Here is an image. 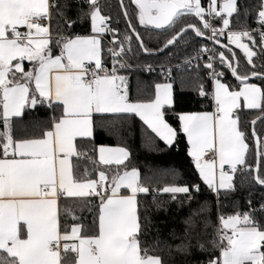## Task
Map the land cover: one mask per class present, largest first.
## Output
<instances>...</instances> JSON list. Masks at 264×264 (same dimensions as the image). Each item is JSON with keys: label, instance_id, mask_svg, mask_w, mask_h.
Returning a JSON list of instances; mask_svg holds the SVG:
<instances>
[{"label": "snow or ice", "instance_id": "1", "mask_svg": "<svg viewBox=\"0 0 264 264\" xmlns=\"http://www.w3.org/2000/svg\"><path fill=\"white\" fill-rule=\"evenodd\" d=\"M244 2V17L254 11L258 26L250 29L244 24L240 30L233 31L230 18L239 17L242 0H209L207 9L201 0H128V3L119 0L131 32H126L123 40L113 36L110 43L114 47L108 51L114 66L109 69L103 62L98 36L117 30L108 26L110 17L101 14L100 0H63V3L61 0H0V264H165L163 256L153 255L143 246L141 237L151 222L139 212L138 195L153 189L142 183L137 169L126 170L129 151L124 147L101 146L93 149V155L78 146V138L86 141L93 136L97 115L111 114L114 126L124 115L135 114L169 148L179 133H183L195 170L217 198L222 191L227 195L236 190L237 173L264 188V136L255 128L258 121L264 122V86L248 82L250 78L264 82V72L257 71L253 61L264 53V0H256L251 8ZM129 4L138 10L140 25L173 31L159 51L174 46L189 31L214 43H219L218 37L227 32L228 43L240 48L252 65L250 75L247 72L241 75L220 53L221 63H226L243 87L239 91L230 90L219 79L224 75L222 72H210L215 86L212 97L215 111L176 114L179 130L165 119V109L174 108L171 83L157 84L155 97L148 102H131L127 78L118 74L128 65L120 58L126 50H131L133 37L145 53L152 50L145 46L136 30ZM84 5L87 11L81 16L90 21L93 35L59 34L55 43L60 54L53 55L50 47L53 13H58L71 28L76 21L68 18V11ZM188 16L198 19L199 25L182 19ZM216 18L223 25L219 29L211 23ZM207 31L212 35L208 36ZM245 38L251 47L242 42ZM125 44L129 45L128 49ZM256 48L259 51L253 50ZM200 51L213 50L203 46ZM213 59L208 57L206 68H214ZM24 61L33 67L25 71ZM93 64L94 67H89ZM146 70L151 71V66ZM199 94L208 95L203 86ZM38 104L59 109L60 115L52 118L51 126L42 135L16 139L13 118L21 117L27 107ZM241 109L259 110L250 121L254 164L248 161L253 146L246 142L249 136L240 127ZM82 161L87 164L83 173L78 174ZM122 168L125 170L121 171ZM93 172L98 173V179L92 178ZM121 188L129 194L121 195ZM156 191L171 194L174 201L183 194L191 202L193 191L199 192L200 186L166 184ZM95 197H99V204L94 234L84 235L80 223H73L70 231H62L61 200H78L87 205ZM248 204V212L219 214L215 226L206 215V206L191 209L183 222L184 230L171 234L175 247L166 246L170 252L186 254L193 240H199L214 227L210 243L219 255L210 256L207 264H264V224L253 215L264 213V203L259 208H252L251 200ZM64 213L73 221L80 219L69 207ZM199 248L205 251L203 244ZM69 254H74L75 259H69Z\"/></svg>", "mask_w": 264, "mask_h": 264}, {"label": "trees", "instance_id": "2", "mask_svg": "<svg viewBox=\"0 0 264 264\" xmlns=\"http://www.w3.org/2000/svg\"><path fill=\"white\" fill-rule=\"evenodd\" d=\"M63 3V0H61ZM128 3V0H125ZM204 5L205 0H201ZM256 0H246L248 7H253ZM101 14L110 17L107 22L110 28L117 30L113 36L123 40L126 32H131L128 28V21L123 16V10L120 7L119 0H100ZM245 2L242 0L241 12L239 17L235 15L231 19V30L238 31L241 26L246 24L248 28H256L255 12L245 18L243 9ZM129 13L132 17V22L135 24L136 30L143 38L145 46L152 50V52L145 53L139 48L138 42L133 37L131 43V50L125 51V58L134 69H125L119 72V75L125 76L126 87L128 91L129 100L132 102H148L154 98V90L156 84L160 82H168L173 86V100L174 108L165 109L166 121L175 129L179 130L178 113L183 112H202L210 111L212 109L211 81L208 75V68L206 63H201L197 68L187 70L185 68L173 69L170 77H166L165 72H152L141 69L142 67L167 66L177 62L186 60L196 54H199L201 47L208 46L209 42L206 38L195 37L189 31L181 39L177 41L174 46H170L164 51L159 52L163 44L170 35L172 30L164 32L148 26H142L138 22L137 9L134 5L129 4ZM87 11V6L73 7L68 11V18L76 21L75 24L69 28L58 13H53L50 26L53 36V42L50 45L53 55L60 54V48L55 43V38L59 34L66 37H74L77 35L91 34L90 21L87 18H82L81 13ZM185 22H195L199 25L198 19L192 16L182 18ZM214 24L221 26L222 22L219 18L214 19ZM201 26V25H200ZM178 30V28L176 29ZM255 35V34H254ZM257 41L259 36L256 35ZM223 43L229 46L226 39ZM248 43L251 47V42L246 38L242 40ZM116 46L119 47L117 44ZM129 45L125 44V49ZM217 59L214 63V71L222 72L224 75L219 79L230 86V89H236L241 83L235 79L231 74V70L226 63H221L220 53L223 52L226 61H230L233 66L237 67L240 74L249 73L252 65L246 61L245 56L235 48L231 51L227 47L216 46ZM102 57L105 63L108 59V52L106 45L102 43ZM259 51L258 48L253 49ZM158 53V54H155ZM234 57V58H233ZM256 70L264 72V53L259 54L253 58ZM23 66L25 71L33 67L29 61H24ZM250 82L256 83L259 86H264V82L259 79L252 78ZM203 86L208 93L207 96L199 97V89ZM34 88V83L32 84ZM0 111L2 107L0 106ZM259 113V110L241 109L238 111L240 118V127L244 130L249 139L246 141L253 146V152L249 154L248 161L250 164L255 163L254 159V142L251 139V123L250 121ZM60 110L54 107L45 105H36L27 107L22 116L13 118V135L16 139L33 138L42 135L46 128L51 126V120L54 116H59ZM113 117L111 114H105V117L97 115L95 117L96 125L94 134L86 141L77 140L78 146L81 150L93 153V149H98L101 145L124 147L129 153V160L126 161L127 169H137L141 174L142 183L146 184L150 189L149 193H141L138 195L139 212L142 217H147L151 222V226L146 228L145 233L141 239L144 247H148L153 255H161L164 258L165 264H207L210 256H218L219 251L211 247V241L214 238V227H210L207 233L199 240L191 242L192 247L186 254H176L174 251L170 252L166 245L175 247V241L172 240L171 234L173 232L180 234L184 230V220L189 215L193 208L201 205L207 208V217L215 226L217 223V216L224 214H234L235 212L250 211L248 201H252V208H259L261 203H264V188L255 185L250 180L246 181L241 173L234 176L235 191L227 195L222 191L219 198L213 193L209 192L207 185H205L198 172L188 156L187 138L183 133H179L175 144L169 148L165 143L159 139L147 127L144 122L135 114L124 115L122 119L118 120L115 125L111 123ZM257 132L264 136V122H257L255 125ZM75 160V158H73ZM86 161L81 162V167L78 174H82ZM91 168L90 165H88ZM125 169H121L123 171ZM111 179V174H109ZM93 179H98V173H92ZM166 184L177 185H193L199 184L200 191H193L194 199L188 202L186 196L179 194L174 201L171 194L156 191V189L164 187ZM99 197L92 199L90 204L84 205L82 201H73L71 199L61 200L60 207V226L61 230L70 231L73 223H80L84 226L83 234L91 236L95 232L94 219L98 213ZM159 204V208L157 207ZM71 208L75 215L80 217L79 220L73 221L68 215H65L64 209ZM83 208V210H81ZM91 209V211H89ZM254 217L264 224V213L255 212ZM203 244L205 251H201L199 245ZM158 245V246H157ZM69 259H75L74 254H69Z\"/></svg>", "mask_w": 264, "mask_h": 264}, {"label": "built area", "instance_id": "3", "mask_svg": "<svg viewBox=\"0 0 264 264\" xmlns=\"http://www.w3.org/2000/svg\"><path fill=\"white\" fill-rule=\"evenodd\" d=\"M208 3H209V0H205V4L204 5L202 4V6L205 7V9H207ZM211 23L217 29H219V28H221L223 26V25H221V26L215 25L214 24V19L211 20ZM201 27H202V25H201ZM207 35L211 36L212 33L210 31H207ZM100 39H101L102 43H104L106 45V51L108 52V59H107V61L104 64H105V66L107 68L111 69L114 65H113L112 56L109 53L108 49L111 48V47H114V45H112L110 43L112 41V39H113V33L105 32L103 34H100ZM218 39H219V41H222L223 39H227V32H225L224 35L219 36ZM115 47L117 49L119 48L116 45H115ZM215 47H216V45H214L212 42H209V45L207 46V48L212 49L213 51H209V52H206V53L205 52H200L199 54H196V55H194V56H192V57H190V58H188L186 60H183L181 62H177V63L172 64V65L151 67V69H152L151 71L152 72H161V71H163V72H165L166 77H170L171 74H172L173 69L185 68L187 70H190V69H193V68H197L198 65L201 64L202 62L203 63H208L209 62V60H208L209 56H213L214 57V59L212 61L213 65H214V63H215V61L217 59V49ZM125 55H126V52L121 56L120 59H121L122 62L126 63L128 65V67L120 69L119 72L121 70L129 69V68H131V69L135 68V67H133L132 65H130L128 63V61L125 58ZM86 64H87V62H86ZM115 66L117 68H119L118 64L115 65ZM89 67H94V64L93 65H89ZM141 69H145L146 70L147 67H142ZM212 71H214V68L213 69H208V75H207L211 82L213 81V78L209 75V73L212 72ZM119 72H118V74H119ZM101 75H103V73H101ZM89 78H91V77H86V79H89ZM199 97L202 98L203 96H201L199 94ZM207 189H208L209 192L213 193L208 187H207ZM213 194L216 196L215 193H213Z\"/></svg>", "mask_w": 264, "mask_h": 264}, {"label": "crops", "instance_id": "4", "mask_svg": "<svg viewBox=\"0 0 264 264\" xmlns=\"http://www.w3.org/2000/svg\"><path fill=\"white\" fill-rule=\"evenodd\" d=\"M23 30V29H22ZM90 35H93V33H91V34H88V35H77V36H90ZM75 37V36H74ZM98 38L100 39V35L98 36ZM101 40V39H100ZM227 40V39H226ZM228 42V41H227ZM101 45H102V41H101ZM15 63V62H14ZM222 82V81H221ZM248 82H250V81H248ZM165 83H168V82H160V83H158V84H165ZM222 83H224V82H222ZM250 83H253V82H250ZM256 84V83H255ZM157 85V84H156ZM258 85V84H257ZM259 86V85H258ZM34 87H35V85H34ZM241 87H243V85L242 84H240L236 89H230V90H235V91H239V89L241 88ZM214 91H215V86H214V79H213V81L211 82V94H210V97H211V100H212V109L210 110V111H202V112H183V113H203V112H208V113H212V112H214L215 111V108H214V100H213V95H214ZM154 97H155V90H154ZM154 99V98H153ZM132 102V101H131ZM241 104H243V99L241 98ZM2 107V106H1ZM140 119V118H139ZM101 146H104V147H112V148H115L116 146H107V145H101ZM101 146H99V147H101ZM98 147V148H99ZM225 168L227 169V166H225ZM132 170V169H131ZM131 170H128V171H131ZM202 181V180H201ZM203 182V181H202ZM120 194L121 195H128L129 193H128V190L127 189H125V188H121L120 189ZM77 243H78V241H77Z\"/></svg>", "mask_w": 264, "mask_h": 264}, {"label": "water", "instance_id": "5", "mask_svg": "<svg viewBox=\"0 0 264 264\" xmlns=\"http://www.w3.org/2000/svg\"><path fill=\"white\" fill-rule=\"evenodd\" d=\"M148 27H151L150 25L148 26ZM153 28V27H152ZM208 42H212L214 45H216V46H221L222 47V45H226L225 43H223L222 41H219V43H214L213 41H211V40H208V39H206ZM228 41V40H227ZM244 43V42H243ZM227 46V48L228 49H231V48H235V49H238L244 56H245V54H244V52L240 49V48H238V47H236V45L235 44H229V46L228 45H226ZM158 53H161V51H159ZM158 53H155V54H158ZM245 58H246V61H248L247 60V57L245 56ZM250 79H252V78H250ZM251 131H252V125H251Z\"/></svg>", "mask_w": 264, "mask_h": 264}]
</instances>
